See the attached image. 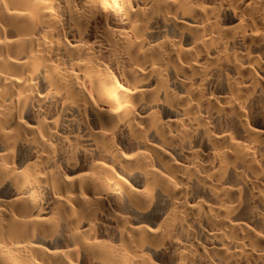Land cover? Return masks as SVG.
Here are the masks:
<instances>
[{"label": "bare ground", "instance_id": "obj_1", "mask_svg": "<svg viewBox=\"0 0 264 264\" xmlns=\"http://www.w3.org/2000/svg\"><path fill=\"white\" fill-rule=\"evenodd\" d=\"M0 264H264V0H0Z\"/></svg>", "mask_w": 264, "mask_h": 264}]
</instances>
